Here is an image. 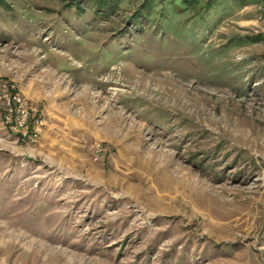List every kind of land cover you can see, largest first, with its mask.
I'll use <instances>...</instances> for the list:
<instances>
[{
	"label": "rangeland",
	"instance_id": "obj_1",
	"mask_svg": "<svg viewBox=\"0 0 264 264\" xmlns=\"http://www.w3.org/2000/svg\"><path fill=\"white\" fill-rule=\"evenodd\" d=\"M244 3V4H243ZM245 0H0V264H264V21Z\"/></svg>",
	"mask_w": 264,
	"mask_h": 264
},
{
	"label": "built area",
	"instance_id": "obj_2",
	"mask_svg": "<svg viewBox=\"0 0 264 264\" xmlns=\"http://www.w3.org/2000/svg\"><path fill=\"white\" fill-rule=\"evenodd\" d=\"M258 21H264V0H253ZM0 103L4 109L3 122L12 130L18 131L22 136H37L38 129L30 134L29 126L32 117V107L23 94L14 86L3 84L0 88Z\"/></svg>",
	"mask_w": 264,
	"mask_h": 264
},
{
	"label": "crops",
	"instance_id": "obj_3",
	"mask_svg": "<svg viewBox=\"0 0 264 264\" xmlns=\"http://www.w3.org/2000/svg\"><path fill=\"white\" fill-rule=\"evenodd\" d=\"M247 3L245 4L246 7H251L254 9V13L256 14V9L255 6L253 4V0H245ZM244 4V3H243Z\"/></svg>",
	"mask_w": 264,
	"mask_h": 264
}]
</instances>
